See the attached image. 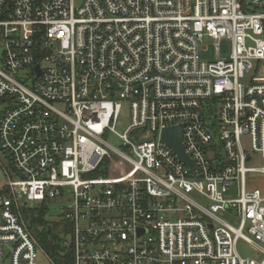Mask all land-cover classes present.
Segmentation results:
<instances>
[{"label": "built area", "instance_id": "2783aa9c", "mask_svg": "<svg viewBox=\"0 0 264 264\" xmlns=\"http://www.w3.org/2000/svg\"><path fill=\"white\" fill-rule=\"evenodd\" d=\"M6 99L0 264H56L23 201L62 202L72 264H264V194L246 179L264 174V0H0ZM177 125L191 166L161 142Z\"/></svg>", "mask_w": 264, "mask_h": 264}, {"label": "rangeland", "instance_id": "374dc122", "mask_svg": "<svg viewBox=\"0 0 264 264\" xmlns=\"http://www.w3.org/2000/svg\"><path fill=\"white\" fill-rule=\"evenodd\" d=\"M204 43V48L206 47V51H201V58L202 59H213L216 57V53H215V49L213 46V43L208 40V39H204L203 40ZM221 51L224 54L226 52V47L225 45L221 46ZM122 108L120 111V116L115 124V130L117 132L122 133L126 127L129 125L130 123V109H129V102L127 101H122ZM12 104V101H10L9 99H6L3 102H0V114L5 110V108ZM247 137H243L242 139V143L243 146L250 149V145L249 142L247 141ZM107 141L110 145L114 146V147H121V141L119 140V138L114 135V134H110L109 137L107 138ZM114 170H116L118 173H121L122 171H126L129 168V164L125 161H118L117 159H114ZM252 165L255 167H264V159H261L259 156H255L252 159ZM0 178L2 179V173L0 172ZM246 179L249 180L248 185L254 186L259 188L262 193L264 194V174H260V173H248L246 175ZM197 200L204 202V200L198 196V195H193ZM236 196V188L233 187V189L231 191H229L228 193L225 194V197H233ZM30 204H33L31 202H29ZM46 207H47V219L50 221H56L59 217H60V213H61V208H62V202H56V201H51L50 203H46ZM221 217L225 218L226 220H228L230 223H232L233 225H237L238 224V219L233 216L232 213L230 212H224L220 214ZM63 233H61L62 235ZM235 249L237 254L242 257V258H247L250 256H253L255 253L253 251V247L251 244L245 242L243 239H238L236 241V245H235ZM4 250H7V246L4 247Z\"/></svg>", "mask_w": 264, "mask_h": 264}, {"label": "trees", "instance_id": "16d2710c", "mask_svg": "<svg viewBox=\"0 0 264 264\" xmlns=\"http://www.w3.org/2000/svg\"><path fill=\"white\" fill-rule=\"evenodd\" d=\"M20 213L27 229L56 264H72L70 254L60 247L64 228L61 222L47 219L46 202L30 204L23 201Z\"/></svg>", "mask_w": 264, "mask_h": 264}, {"label": "water", "instance_id": "95a60500", "mask_svg": "<svg viewBox=\"0 0 264 264\" xmlns=\"http://www.w3.org/2000/svg\"><path fill=\"white\" fill-rule=\"evenodd\" d=\"M38 69V66L35 67ZM182 125L170 126L163 129L161 134V142L166 144L178 157V159L189 166L193 162L185 154L181 139Z\"/></svg>", "mask_w": 264, "mask_h": 264}]
</instances>
